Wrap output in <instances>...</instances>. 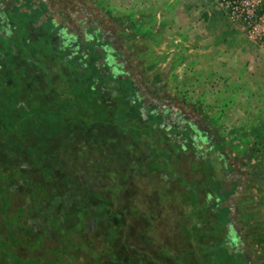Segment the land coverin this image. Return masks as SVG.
Masks as SVG:
<instances>
[{
	"label": "flooded vegetation",
	"instance_id": "flooded-vegetation-1",
	"mask_svg": "<svg viewBox=\"0 0 264 264\" xmlns=\"http://www.w3.org/2000/svg\"><path fill=\"white\" fill-rule=\"evenodd\" d=\"M96 18L80 0H0V192L16 190L10 183L18 171L43 174L34 163L53 166V187L68 194L60 204L65 219L72 209H89L76 226L96 232L99 210H107L112 225L124 227L125 264H177L176 235L187 239L191 217L186 212L180 230L171 222L162 229V209H189L196 199L199 208L236 209L240 179L249 176ZM11 204L4 213L0 201V264L49 260L34 249L44 236L35 245L28 237L31 203L13 212ZM232 229L229 242L239 251L248 244L237 218ZM56 259L64 263V255Z\"/></svg>",
	"mask_w": 264,
	"mask_h": 264
},
{
	"label": "rangeland",
	"instance_id": "rangeland-1",
	"mask_svg": "<svg viewBox=\"0 0 264 264\" xmlns=\"http://www.w3.org/2000/svg\"><path fill=\"white\" fill-rule=\"evenodd\" d=\"M86 2L87 4L83 5L82 9L98 5L101 9V21L113 19L116 22L117 27L113 29L105 24L103 26L116 39L123 40L126 47L131 49L129 51L130 57L133 56L135 59L140 60L145 76L155 78L154 82H157V84L161 82V88L165 95L171 96L178 104L184 105L188 110H194L202 123L217 138L227 158L240 173H247L250 179L252 176L258 177L264 174V146L254 143L250 130L237 127L234 119V98L233 96L224 97L225 92L233 91L234 86L227 83L217 87L219 84L216 79L224 73L222 66H203L193 60L187 70H183L186 63V52L189 49L176 50V45L171 46L169 42H165V40L170 39V36H175V32L186 38V34L178 29L180 16L177 13L174 15L177 20H175L176 25L172 26L166 22L157 23L158 26L154 30L155 26L153 27L152 23L146 29V32L138 33L136 26L130 29L125 27L128 22L127 17L120 13V9H122L120 0H87ZM113 8L116 9L117 13L114 17L111 15ZM160 20L163 22V18ZM236 26L244 33L238 25ZM172 39L176 42L178 36L176 35ZM170 55H172V60L168 61ZM208 69L212 71L208 72ZM211 75H214V77ZM257 149L262 151L259 153ZM257 156L261 159L257 160ZM4 164L5 162H2V173H5L7 169ZM19 174L18 172L16 176ZM17 177L13 178L12 183H10L16 185V190L8 192L10 202L12 204L16 203V205L11 204V208L8 209L11 212L15 210L14 206H23L28 201L29 203L34 202L30 193H28L29 190L24 188V183L20 179L21 176ZM252 185V183H248L244 191L239 193L238 201L240 202L237 204L239 208L236 209L238 211L236 216L238 218L239 216L242 217V221L237 219V224L246 232V241L254 257L253 264H264V211L253 209L255 199ZM242 192L244 193L242 194ZM162 210L160 217L163 223L162 229H165L167 225L170 226L169 223L171 222L172 227L177 226L180 230L182 228L181 218L188 209L177 208L175 211L172 209V211L169 208H163ZM81 211L90 214L89 209L84 208ZM64 214L66 215V212ZM67 220V218L66 220L64 218L63 224L71 231H66L65 235H60L59 229L54 225H50L48 231L39 228V225L42 228H47L48 217L33 213V226L32 229L28 227V237L34 241L32 243L35 245L37 236H44L45 241H41L39 246L34 247V249L43 250L38 252L39 254H43L44 257H54L56 250L66 248L68 253L66 256L64 255V261L70 258L72 264H125L123 258L124 240L121 235V232L124 231L123 226L113 221V225H110L109 228L105 221H100L97 224L96 232H87V228L82 223L77 227L76 224H79V222L70 224L67 223ZM211 223L210 220V222H206V225H211ZM2 227L4 231V225ZM46 232L48 233L47 236H45ZM17 235L20 236L19 231H17ZM176 238V244L179 248L182 239L178 235H176ZM16 240L18 239H15L14 242ZM25 242L29 243V241ZM131 242L141 244L138 239H132ZM191 247H193V244ZM37 251L34 253H37ZM134 251V249H131L130 253L134 254ZM183 253L188 254L180 249L177 251V254ZM134 255L136 257L138 254ZM193 255L192 253L188 255L189 261H192ZM182 257L185 258L186 256L182 255ZM141 260H143L142 256ZM59 264L64 263L60 262Z\"/></svg>",
	"mask_w": 264,
	"mask_h": 264
},
{
	"label": "crops",
	"instance_id": "crops-1",
	"mask_svg": "<svg viewBox=\"0 0 264 264\" xmlns=\"http://www.w3.org/2000/svg\"><path fill=\"white\" fill-rule=\"evenodd\" d=\"M80 1L82 9L87 0ZM120 1V13L127 17L128 22L125 27L130 29L136 26L138 33L146 32L152 23L154 30L157 23L166 22L174 26V15L177 13L180 16L178 29L186 34V38L181 36L186 41V49H189L186 52V64L190 65L194 60L203 66H222L224 73L216 79L219 84L217 87L227 83L234 86L233 91L225 92L224 97L234 98V119L237 127L250 130L254 143L264 146V42L251 41L232 24L218 0ZM91 10L97 17L98 25L105 24L112 29L117 27L113 19L104 22L100 20L101 9L98 5H92ZM111 15H117L115 8ZM175 34L179 37L178 33ZM175 36L165 38V42L174 46L176 42L172 38ZM210 71L212 70L208 69ZM159 85L161 88V82ZM261 151L257 149V152ZM257 157V160L261 159ZM252 190L255 199L253 209L264 211V180L252 186ZM238 208L239 206L236 207ZM237 219L242 221L240 216Z\"/></svg>",
	"mask_w": 264,
	"mask_h": 264
},
{
	"label": "trees",
	"instance_id": "trees-1",
	"mask_svg": "<svg viewBox=\"0 0 264 264\" xmlns=\"http://www.w3.org/2000/svg\"><path fill=\"white\" fill-rule=\"evenodd\" d=\"M40 149H43L45 145L39 146ZM42 163L40 161H37ZM53 164L56 163L52 161ZM28 164L31 162H27ZM52 164V165H53ZM29 166V165H28ZM30 167V166H29ZM34 169H38L40 173L44 172L37 176H25L22 174H26V170L18 171L20 174L17 176H21L20 179L23 183L28 182V193H30L34 202L31 201L30 205V216H33L35 212L39 216L48 217V227L50 225H54L59 229L60 235L66 234V231H71L69 228L63 224L64 214L67 209H64L60 204L62 201L67 199L68 194H65L60 191H56L53 187V184L56 183L59 179L55 174L53 166L48 169L46 166H37L36 163L33 164ZM38 167V168H36ZM48 169V170H47ZM49 171V172H48ZM213 168L210 169V178H212ZM53 175V176H50ZM15 176V177H17ZM24 176V177H22ZM247 175L243 174V179H240V186L238 188L237 194L241 191H244L247 184L251 181L252 184L258 185L261 181L264 180V174H261L257 177H249L246 178ZM18 178V177H17ZM245 178V179H244ZM49 182V185H47ZM54 182V183H53ZM0 201L2 203L3 212L5 213L8 208V204L10 202V195L2 188L0 192ZM29 202V201H28ZM198 200H194L196 203ZM240 201L237 199L233 200L231 205L238 204ZM236 204V205H237ZM192 206L188 209V216L191 217V225L188 230L187 239L182 240L181 246L177 247V251L180 249L181 251H186L188 254H177L176 252V263L177 264H252L253 255L250 253L248 245L244 243L243 249L245 251V255H242V251H235L229 242V231L236 224V218H238L237 210L233 208H229L227 206L220 204H214L210 207L199 208L197 206ZM235 205V206H236ZM230 210V211H229ZM100 218L106 222L109 226L112 225L110 219V215L107 213V210H99ZM185 213L184 216L187 214ZM81 210L72 209L69 217H67V223H75L79 222L77 219V215H81ZM66 220V219H65ZM212 221L211 225H206V222ZM8 223H11L8 220ZM185 224V223H184ZM68 225V224H67ZM108 228V229H109ZM234 230V229H232ZM237 232V231H236ZM238 234V232H237ZM236 234V235H237ZM238 236V235H237ZM64 237V236H62ZM240 237V236H239ZM41 238V237H39ZM65 238V237H64ZM242 239V238H240ZM3 245L5 242L2 240ZM193 244V247L191 245ZM232 249V251L230 250ZM62 250V251H61ZM62 252V253H61ZM68 251L65 249H58L55 251L54 255L62 256L67 255ZM193 255L192 261H189V254ZM182 255L186 256L185 258ZM56 257H50L47 261H42L40 258H30L28 261L18 258L17 264H27L32 262L33 264H59L60 262L56 259ZM70 257V256H69ZM67 257V258H69ZM64 264H72V262L68 259H65Z\"/></svg>",
	"mask_w": 264,
	"mask_h": 264
},
{
	"label": "built area",
	"instance_id": "built-area-1",
	"mask_svg": "<svg viewBox=\"0 0 264 264\" xmlns=\"http://www.w3.org/2000/svg\"><path fill=\"white\" fill-rule=\"evenodd\" d=\"M225 10L228 20L238 25L245 35L253 42H264V0H218ZM176 50L187 48L182 36L175 43ZM172 60V55L168 61ZM189 67L185 63L187 70Z\"/></svg>",
	"mask_w": 264,
	"mask_h": 264
},
{
	"label": "water",
	"instance_id": "water-1",
	"mask_svg": "<svg viewBox=\"0 0 264 264\" xmlns=\"http://www.w3.org/2000/svg\"><path fill=\"white\" fill-rule=\"evenodd\" d=\"M236 243L239 245V243L236 241ZM232 251V249H230ZM243 249L240 247L239 251H242Z\"/></svg>",
	"mask_w": 264,
	"mask_h": 264
}]
</instances>
